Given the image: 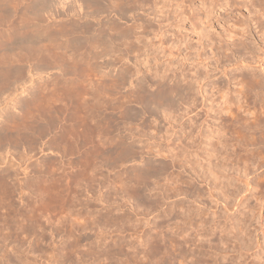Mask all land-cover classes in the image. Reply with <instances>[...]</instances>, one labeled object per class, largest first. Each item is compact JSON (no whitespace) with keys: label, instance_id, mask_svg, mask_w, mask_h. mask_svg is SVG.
Instances as JSON below:
<instances>
[{"label":"rangeland","instance_id":"obj_1","mask_svg":"<svg viewBox=\"0 0 264 264\" xmlns=\"http://www.w3.org/2000/svg\"><path fill=\"white\" fill-rule=\"evenodd\" d=\"M30 1L0 0V65L2 67L4 62L9 59L10 62L7 61V63L14 62L16 57L19 58L18 61L14 62L16 65L27 66L28 64L24 57H20L19 50H13L14 54H12L11 51L7 53L5 48L10 44H16L19 38L25 37L33 27L36 28L29 13L31 12L28 6ZM146 1L150 3L152 0ZM197 4L195 2V5ZM27 10L28 13L25 12ZM14 11L16 14H13ZM22 11L24 12L22 13ZM90 11H92V8ZM17 13L19 17L23 16L22 14H27L24 16L25 19L20 17L22 19L20 20ZM7 14L11 16L9 15L8 18ZM27 15L30 17H27ZM2 16H5L4 19H6V16L7 20L9 19L6 20V25L4 24L5 20H2ZM12 17H14V20H12ZM26 18L29 20L27 23L30 26L23 23L26 22ZM193 18L195 25L189 34L191 38L184 39L180 35L179 42L172 43L170 39L173 34H165L161 40L153 39L149 25L144 23L143 32L139 34L128 33L135 38L130 37L131 40L128 42L91 40V43L72 44L70 45L72 46L71 49L70 47L65 49L69 51H58V54L64 53L62 55L65 56L62 58L42 62L47 64L44 66L48 68H46L48 73H46L44 79H40L41 75H35L32 77V81L29 82L30 84L27 83L30 86L33 85L31 86L30 98L34 105L29 111L27 120L22 123L18 122L14 127L15 144L12 150L6 144L5 130L7 128L2 122V118L5 116L7 107L9 112L11 111V113L17 115L22 114V108L19 105H17L19 107L16 106L17 108H13L12 105L5 108V104L0 101V169L6 170L9 165H13L17 172L16 186L8 190L3 189L4 192L1 189L2 193L0 192L2 196H0V205L2 204L0 206V227L2 228H0L2 231H0V264H96L93 261L95 235H113L116 239L117 235H132V233L133 235L139 233L141 235H153V233L158 235L155 234L156 232L159 235L170 233L169 235L173 234L174 236L171 241L169 240L170 242L165 241L166 244H163L165 248L161 247L162 249L159 248L155 251L156 264H219L220 255L225 254L221 252L222 246L219 247V236L226 235L224 228L227 224L224 216L211 214L214 211V201L217 199L215 195H219L222 191L224 194L220 193L218 200L220 197L225 196L227 192L231 197L234 191L237 192L239 188L243 187V180L246 179L250 185V192L255 195L259 192V196L264 198V167L255 172L253 168L247 166L245 173L240 172L239 178L238 171L237 176L235 173L236 162L234 156L227 161L229 172L226 169V174L221 170L218 160H212V166H208V169L206 163L203 162V158L199 156L198 161H200L202 167L204 166L203 169H201V166L198 168L192 166L195 161L191 154L192 118L202 120L207 111L223 115V103L228 102V99H231L234 95L235 78L238 77L240 72L243 71L244 74L247 72L246 70H236L234 68L233 51H235V48L232 46L226 47L227 51L224 53L215 49L212 55L213 63L209 64L208 50L202 29L205 20L202 7L194 12ZM89 21L92 23L93 17L89 18ZM115 22L121 26L120 29H117L118 26H111L112 29L116 28V30H113V34L124 33L126 28L122 25V21ZM111 27L108 26L109 29L106 26L103 27L101 35L105 36L109 33L113 35L110 31ZM122 27L124 30L121 29ZM28 29L30 31L27 32ZM36 29H33V31ZM93 29H95L94 25ZM118 30H123V32ZM252 34H254V31ZM52 51L55 52L56 50ZM8 54L13 55L15 58ZM18 54L20 55L17 56ZM235 54L237 55V53ZM2 55H8L7 57L10 56V58L5 60ZM223 68L227 69L226 75L222 73ZM252 69L264 78V74H259L261 73L259 69ZM19 92L16 93V101H22L27 97L26 92H20L21 94ZM262 93L264 95V90ZM222 96H225V99ZM255 96L253 92L249 94V108L251 111L253 102L261 95ZM208 105L212 107L209 109L207 108ZM229 106H231L232 112H236V105L229 103ZM237 123L238 121L236 122L234 115L225 120L233 140H236L238 135L241 134V130H243ZM252 148L249 146L248 150ZM173 154L180 156L176 155L177 159L174 157L172 161ZM180 157L182 161H180ZM95 164L98 166L97 169ZM210 167H214L213 170ZM213 171H215L214 174H211ZM216 173L219 179L223 181L220 183V187L225 191L221 188V190L219 188L218 190L217 186L213 187L215 184L213 185L210 182V177L212 175L217 176ZM198 179H201V182ZM167 181H170L169 185L172 182V186L169 187ZM229 181L230 183H228ZM211 184L213 189L211 186L205 187ZM226 185L231 188V191ZM179 186H182V190H178L181 189ZM168 187L173 188L174 193L170 189L168 190ZM115 190L118 192L121 190L122 192L118 193ZM165 190H168L171 194ZM210 191L213 194H209V196ZM110 192L120 194L121 197L118 195V199L116 195ZM166 192L169 194L167 198L163 196V194L166 195ZM202 192L208 198L203 196ZM134 193L138 194L136 197L138 201ZM22 194L24 196H21ZM128 195L133 196L134 199ZM124 197H127V199ZM140 199L142 202L139 201ZM143 202L145 204H142ZM197 202H202L203 206ZM170 203H173V205L168 207ZM136 204L137 206H134ZM148 204L149 206H147ZM181 204L182 206L186 205L182 207ZM249 204L251 207L254 206L252 200L249 201ZM144 205L146 206L144 207ZM176 205L179 206V209ZM175 207L177 210H183L184 208L183 212H188L187 215L192 213V215L188 217L186 213H184L185 216L180 213L182 214L180 218V214L174 209ZM130 208H136L137 210ZM167 208L172 209H170V215L165 213ZM141 210L145 211L141 212ZM151 211L153 212L151 213ZM136 213L139 215H136ZM173 213H175V216ZM206 213H209L213 219L216 217L215 220L218 219V222L222 219V222L212 221L213 219L210 221L211 218ZM203 216H206L205 218L209 220L207 221ZM185 218L189 223L184 220ZM155 219L159 220L156 221ZM180 219H183V221ZM193 220L198 225H195L196 223H193ZM134 222L137 223L135 226ZM191 222L192 226H196H194L195 229L191 226ZM161 223L162 225H160ZM214 223H217L219 232L216 231L218 227ZM262 223L264 224V219ZM37 226L44 230L41 231ZM187 226H189V229H187ZM45 227L50 228L51 231ZM199 227L203 229H199ZM155 228L156 230H154ZM183 229L184 231H181ZM46 231L49 232L46 233ZM126 231H130V234ZM221 232L223 233L220 234ZM198 233L200 247L193 236L198 235ZM209 233L214 234V236ZM216 233L217 235H215ZM183 234L186 238L188 237V240L190 239L188 245L180 244L179 238ZM202 237L204 242H202ZM188 249L195 251L193 258L192 255L188 254ZM175 253H177V256ZM232 253L227 254L228 258L229 255L231 259L234 258L235 253ZM235 263L234 261L228 264ZM127 264L129 263L127 262ZM223 264H227L226 261Z\"/></svg>","mask_w":264,"mask_h":264},{"label":"bare ground","instance_id":"obj_2","mask_svg":"<svg viewBox=\"0 0 264 264\" xmlns=\"http://www.w3.org/2000/svg\"><path fill=\"white\" fill-rule=\"evenodd\" d=\"M195 2H197L198 3L197 5H199V6L195 5ZM25 3H28V2H25ZM147 3H148V1H146V0H31L29 2L28 6L30 7L31 12H29L28 10L25 12L30 13V16H32L31 18L34 21V25L37 29L33 27V29H36L35 31H33V29L31 28L32 30L30 33L28 32V31H30L28 29L27 30L28 34L25 33L27 35L25 37L22 36V38L18 37L19 41L16 44H12V45L10 44V45L6 46V48L4 47L7 51V53L10 51L12 53L13 50L14 51L19 50V53L21 55L18 54L17 56L20 55V57H24V59L27 60L28 64H27V66L21 65L20 63H22V62H20L21 61V59H20V61H19L20 65H16L14 62L18 61L19 58L17 59V57L16 58L13 57V55H10L11 54L10 53L8 55L15 58V60L12 59V60H14V62L11 61V63H7V61L10 62V59H9L10 56L8 58L7 57L8 55L7 56L5 55L6 57L4 55H2V56H4L5 60H7L6 58H8L9 60H7L6 62H4L2 64L3 67L0 65L1 66L0 67V101H2L1 103L5 104V108L9 105H12L13 108H15L17 105H19L20 108H22V114L17 115V114L11 113V111L9 112V110L7 109L8 107H7L6 111H5V116L2 118V122L4 123V125L7 128V129L5 128L6 129L5 130L6 136L5 137L7 139L6 144L8 145L9 149L12 150L14 147V144H15V142H14L15 141V132H14L15 125L18 122L22 123V122L27 120V118L29 117L28 116L29 111H30L31 107L34 105L33 101L30 98L31 91H32L31 86H33V85L30 86L29 82L32 81V77H34L35 75H41L40 79H44L46 73H48V71L46 72L47 67L45 68V66H44L47 64H43L42 62H44L46 60H50V59L52 61L53 59L55 60L56 58H59V57L62 58L63 56H65V55H62L64 53L58 54V51H63L68 47H70V49H71L72 46H70V45H72V44H79L81 42H86V43L90 42L91 43V40L92 41L100 40L101 42L102 41L103 42L120 41L123 43L128 42L131 40V38H133V36L131 37V34L129 35L128 33L131 32L132 34H139V33L143 32V30H144L143 24L144 23L149 25L150 33L153 34V39L161 40V38H163L165 36V34H173V37H171V39H170L172 41V43H174L176 41L179 42L180 41V35H182V37H184V39H189V38H191L189 34L192 32V29L194 28V25H195V22H194L195 20L193 18V14L196 10H199V8L202 7L203 12H204V17H205V20L202 24L203 25L202 29H203V37H204L206 47L208 50V61L210 62V63L209 62L208 63L209 64L213 63L212 55L214 54L215 49L221 50L222 53H224L227 51L226 47L228 48V47L232 46L233 48H235V51H233L234 52L233 53L234 54V68L236 70H239V69L246 70L247 72L244 74L242 71V72H240L238 77L235 78L236 82L234 84V91H233L234 95L231 99H228V102L223 103V105H224L223 115H218L216 113H210L208 111L207 112L205 111L206 112L204 114L205 117L202 120L194 119L191 117L192 118V121H191V125H192V128H191V134H192V136H191V145H192L191 146L192 147L191 148V154H192L193 160H195L193 163L194 165H192V166H195V168H198L202 165V164H200V161H198V157L201 156L203 158V162L206 163L205 165H207V167L212 166V162H213L212 160H218L219 162L218 161L217 162L220 163L219 166H220L221 170L223 172H225V174H226V169L228 168L227 167L228 166L227 161L231 160V158L234 156L235 162H236V172H235L236 176H237V171H238V177L240 178V172H242V174L245 173V171L247 170V166H250L251 168H253V170L255 172H258L260 169H262L264 167V95L262 93V91L264 90V78L262 75H258L256 73V71L253 70L252 68H256L257 70L259 69L261 71V73H259V72L258 73L264 74V0H152L150 3H148V4ZM91 8H92V11L89 12V10ZM23 12L24 11H22V13ZM9 13L11 14V12H9ZM18 13H17V16H18ZM27 13H25V14H27ZM10 14H7L8 18L11 16ZM13 14H16L15 11ZM25 14H22L23 16H20V17H24ZM90 15H91V17H93L92 23H93L95 29H93V25L89 21V18H91ZM7 16H6V19H4L5 16L4 17L2 16V18H3L2 20H5L4 21L5 25L7 24L5 22H7L9 20V19L7 20ZM30 16L27 15V17H30ZM14 17H16V16H14ZM14 17H12L13 18L12 20H14ZM20 17H19V19H20ZM23 19H25V17ZM20 20H22V19H20ZM90 20H92V19H90ZM11 21H10V23H11ZM25 21L26 22H23L24 24L29 22L28 19ZM115 21H122V25L126 28L124 33H122V34L120 33L118 35H114L115 33L113 34V30L114 29L116 30V28L112 29L113 25H114V27L118 26L117 29L118 28L120 29V26H121V25L119 26L118 23ZM24 24H23V26L27 25L28 23L25 25ZM31 26H33V25H31ZM105 26L107 28H108V26H109V28L112 26L110 31H112L111 34H113V35H110V33L108 35L106 34L105 36L101 35V31H102L101 29ZM121 29H123V27ZM123 30H121V31L123 32ZM118 31H120V30H118ZM118 31H115V32H118ZM253 31H254V34H252ZM133 39H135V38H133ZM1 46H5V45H1ZM7 47H9V48H7ZM48 47H50V48H48ZM76 48L77 47L75 46V49ZM52 50H54V51L56 50V51L53 52ZM65 51H69V50L67 49ZM4 52H5V50H4ZM15 53H18V52H15ZM72 53H73V51H72ZM235 53H237V55ZM12 54H14V52ZM242 55H243V57H242ZM24 59H23V62H24ZM4 64H6V65L4 66ZM249 69H252V70H249ZM222 73L224 75H226L227 69L223 68ZM27 83H29V84H27ZM19 91L21 93L26 92V94H27L26 95L27 97H25L22 101H18V100L16 101L15 100L16 96H17L16 93H18ZM20 92H19V94H21ZM251 92H253V94L256 95L255 97H258L259 94L261 95V96H259L258 99L255 98V99H257L256 101L253 100L256 103L254 104V102H253L252 111L249 108V101H250L249 100V94ZM222 97H224V99H225V96H222ZM229 103H233L234 105H236L235 106L237 109L236 112H232V109H231V106H229ZM19 106H17V107H19ZM210 107H212V106L211 105L207 106V108H209V109H210ZM233 115L235 116L236 122L238 121L237 124H239L241 129H243V130H241V134L238 135V138L236 140L232 139V136L230 135L228 128L225 124L226 118L228 119V117H232ZM249 146H251L253 148L251 150H248ZM173 155L174 156L171 157L172 161L174 160V157L178 154H173ZM178 156H180V155H178ZM175 159H177V158L175 157ZM104 160L106 161V159H104ZM178 160H177V162H179ZM102 161H103V159H102ZM102 161H101V163H102ZM180 161H182L181 157H180ZM191 164H192V162H191ZM215 164H216V162H215ZM95 165H96L95 168L98 167L97 164H95ZM101 167H104V166H101ZM203 167L201 166V169H203ZM213 168L214 167H212L211 169L213 170ZM2 169H0L1 170L0 171V192H1V189H2V192H4L3 189L8 190V189L14 188V186H16L15 181H17L16 180L17 172L15 171L13 165H9L7 167V169L4 168L6 170H2ZM201 169H200V171H201ZM208 169H209V167H208ZM110 170H111V168H110ZM217 170H220V169H217ZM214 172L215 171H213V173H211V174H214ZM217 172H219V171H217ZM227 172H229L228 169H227ZM220 174H221V172H220ZM207 176H211V175L209 174ZM217 176H218V174H217ZM217 176L212 175V177H210V180H211L210 182H212L213 185L215 184L213 187L217 186L216 188L220 189L221 188L220 183L223 181H221V179H219V176L218 177ZM221 176H223V175H221ZM238 177H237V180H238ZM172 179H174V178L172 177ZM203 179H202V181H203ZM207 179H209V177H207ZM169 180H171V179H169ZM198 180L200 181L201 179H198ZM207 181H209V180H207ZM169 182L167 184L170 187L172 182L170 183V185H169ZM173 182H174V180H173ZM195 182H197V180H195ZM205 183H206V181H205ZM205 183H203V184H205ZM228 183H230V181ZM175 186H177V185H175ZM209 186L212 187V184L205 186V187H209ZM226 186H228V185H226ZM226 186H225V188H226ZM249 186L250 185H249L248 181H246V179H244L243 180V187H241V189L239 188L237 192L234 191V193L232 194L231 197L229 196V194L227 192V194L225 196L220 197L218 200V196L220 195V193L221 194L223 193L222 191L219 193V195L218 194L215 195V196H217L216 200L220 201V199H221V201L220 202H217L216 200L214 201L215 202V204H213V206L215 205L214 209H213L214 211H212L211 214L212 215L218 214V216L219 215L224 216L226 219V224H227L226 227L224 228V233L226 235H220L219 236V242H218V243H220L219 247L221 248V246H222L221 252L225 253L224 255H222V254L220 255L221 258H220L219 264H223L225 261L227 264L229 262L231 263L234 261L236 262L235 264H264V224L262 223V221L264 219L263 218L264 217V211H263V209H264V205H263L264 198L262 196H259V192H257L256 195L251 193L250 192L251 189ZM169 187H168V190L170 189ZM195 187H196V185H195ZM213 187H212V189H213ZM234 187H235V185H234ZM228 188H229V186H228ZM119 189H121V188H119ZM172 189H170V190L172 191ZM202 189H204V188H202ZM208 189H210V188H208ZM221 189L223 190V188H221ZM229 189L231 191V188H229ZM236 189H237V187L235 188V190ZM168 190H165V191H168ZM178 190H182V188L178 189ZM195 190H198V189H195ZM206 190H207V188H206ZM20 191H21V189H20ZM120 191L121 190H119V192L118 191H116V192L120 193ZM126 191H127V189H126ZM128 191H129V189H128ZM223 191H225V189ZM5 192H7V191H5ZM24 192H26V191H24ZM204 192H206V191L204 190ZM8 193H10V192H8ZM20 193H23V192H20ZM110 193H113V192H110ZM169 193L171 194V192H169ZM173 193H172V195H174ZM187 193H189V192H187ZM23 194L21 196H24ZM113 194L116 195L117 197H118V195L120 196V194H117V193L116 194L113 193ZM134 194H136V196H135V198H136L138 194L137 193H134ZM176 194H177V192H176ZM209 194H211V191L208 193V195ZM212 194H213V192H212ZM123 195H124V193H123ZM167 195L169 197V194H167V192H166V195L163 194V196L164 197L166 196V198H167ZM111 196H112V194H111ZM111 196H110V198H111ZM128 196H131V195H128ZM182 196H185V195H182ZM186 196H188V195H186ZM195 196H197V195H195ZM203 196H205V194ZM39 197H40V194H39ZM188 197H190V196H188ZM205 197H207V195ZM124 198L127 199V197H124ZM130 198H133V196H131ZM139 198H141V197H139ZM118 199H119V197H118ZM201 199H203V198L201 197ZM0 200H1V198H0ZM172 200H173V197H172ZM183 200H184V198H183ZM197 200H199V199H197ZM250 200H252L254 202L253 207H251L249 204ZM116 201L117 200H115V202ZM134 201H136V200H134ZM137 201H138V199H137ZM139 201H141V199ZM26 202H27V200H26ZM115 202H114V204H115ZM116 203H118V202H116ZM200 203L202 204V202H200ZM200 203H198V204L200 205ZM207 203L209 204V202H207ZM212 203H210V204H212ZM137 204H139V203L137 202ZM137 204L134 206H137ZM142 204H145V203L143 202ZM158 205H159V203H158ZM168 205H169L168 207H170V205H173V203L172 204L170 203ZM185 205L186 204H184V206ZM205 205H206V203H205ZM145 206L146 205H144V207ZM147 206H149V204ZM155 206H156V203H155ZM181 206H182V204H181ZM184 206H182V207H184ZM201 206H203V204ZM176 207H178V209H179L178 205H176ZM176 207L174 209L176 211H178L179 214L180 213H182V214L186 213V215H187L188 212H183L184 208H183V210H181V209L177 210ZM198 207H200V206H198ZM160 208H158V209H160ZM130 209H132V208H130ZM135 209H132V210H135ZM146 209L148 210V208H146ZM170 209L167 208L165 213L166 214L168 213V215H170ZM196 210H197V208H196ZM210 210H208V211L211 212ZM142 211L143 210H141V212ZM205 211H206V209H205ZM152 212L153 211H151V213ZM138 213H139V211H138ZM138 213H136V215ZM173 214L175 216V213H173ZM182 214H180V218H181ZM200 214H202V213H200ZM206 214H209V213H206ZM145 215L147 216V213ZM152 215H154V214H152ZM160 215H162V214H160ZM189 215H187V216L189 217ZM191 215H192V213H191ZM129 216H131V215H129ZM141 216H140V219H141ZM184 216H185V214H184ZM195 216H196V218L198 217L196 214H195ZM209 217H210V214H209ZM190 218H192V217H190ZM196 218H194V219H196ZM215 218L214 219L211 218L210 221L212 219H213L212 221H214ZM95 219H96V217H95ZM149 219H150V217H149ZM170 219H172V218L170 217ZM205 219L207 220V218H205ZM133 220H134V218H133ZM157 220H159V219H157ZM161 220L164 221L162 218H161ZM165 220H168V219H165ZM176 220H177V218H176ZM184 220H186V218ZM51 221H52V219H51ZM121 221L123 222V219ZM174 221H175V219H174ZM181 221H183V219ZM186 221L188 222V220H186ZM201 221H202V219H201ZM215 221L218 222V219H216ZM93 222H96V221H93ZM158 222H160V221H158ZM175 222H177V221H175ZM220 222H222V219H221V221L219 220L218 223H220ZM140 223H141V221H140ZM162 223L160 225H162ZM193 223H196V222L194 221ZM202 223H203V221H202ZM211 223H209V224H211ZM136 224L134 222V226ZM150 224H151V222H150ZM167 224H169V223H167ZM167 224H165V226H167ZM183 224H181V225H183ZM190 224L192 226V222ZM214 224H216L215 226L218 227L217 223H214ZM116 225H118V224H116ZM131 225H133V224H131ZM146 225H145V227H147ZM158 225H159V223H158ZM195 225H198V223H196ZM202 225H204V224H202ZM51 226H52L51 228L53 231V224ZM96 226H97V224H96ZM194 226H192V227H194ZM200 226H201V222H200ZM93 227H94V225H93ZM99 227H100V225H99ZM179 227H180V225H179ZM187 227H188L187 229H189V226H187ZM195 227H194V229H195ZM205 227H206V223H205ZM209 227H211V226H209ZM97 228H98V226H97ZM101 228H102V226H101ZM130 228H131V226H130ZM152 228H153V226L151 227V229ZM158 228H160V227H158ZM162 228H163V226H162ZM177 228H178V226H177ZM46 229H48V228H46ZM131 229H130V231H131ZM166 229H167V227H166ZM181 229H182V227H181ZM199 229H203V228L199 227ZM199 229H198V231L202 232ZM217 229L218 230H216V231L219 232V227ZM24 230H25V228H24ZM40 230L42 231L44 229H40ZM128 230H129V227H128ZM138 230H139V228H138ZM154 230H156V228ZM36 231H38V230H36ZM49 231H51V229ZM49 231H46V233ZM120 231H121V228H120ZM130 231L129 232L126 231V232H128L130 234ZM132 231H133V229H132ZM160 231H162V230H160ZM181 231H184V229ZM195 231H197V230H195ZM203 232H204V230H203ZM181 233H183V232H181ZM195 233H193V234H195ZM217 233L215 235H217ZM222 233L223 232H221L220 234H222ZM136 234H138V233H136ZM139 234L133 235V233H132V235H124V234L123 235H117L116 239L114 238L113 235H98V234L95 235V244H94L95 247H93L94 248V252H93V259L94 260L93 261H95L96 264H127V262L129 264H137V263L138 264L139 263L140 264H156V262H155L156 261V259H155L156 252L155 251L161 247H164L163 244H166L165 241H167V240L171 241V238L174 237L173 234L169 235L170 233L168 234V231H167L168 235H166V234L165 235H159V233H157V232L155 234H158V235H154V233H153V235H147V234L146 235H144V234L139 235ZM205 234H206V232H205ZM186 235H188V234H186ZM189 235H190V233H189ZM210 235L214 236V234H212V233ZM218 235H219V233H218ZM193 236L196 238L195 241L198 244L199 239H200L199 233H198V235H196V236L193 235ZM173 240H175V239L173 238ZM179 240H180V244L184 243V244L188 245L190 239L188 240V237L186 238L183 234L179 238ZM203 240H204V238L202 239V242H204ZM205 241H206V239H205ZM92 243H94V242H92ZM206 243H209V242H206ZM191 245H194V244H191ZM195 246H197V245L195 244ZM175 247L177 248L176 245H175ZM189 247H190V245H189ZM199 247H200V245H199ZM201 248H202V245H201ZM205 251H207V250H205ZM187 252H188V254L192 255V258H193L195 251L193 249H188ZM201 252H202V249H201ZM210 252H211V250H210ZM230 252L235 253L234 258H232V259H231L230 255H229V258L227 255ZM175 254L177 256V253H175ZM206 254H208V253H206ZM206 254H205V256H206ZM212 257H213V255H212ZM157 258L159 259V257H157ZM208 258H209V256H208ZM187 259H189V258H187ZM184 260H186V259H184ZM217 261H219V260H217ZM189 262H191V261H189Z\"/></svg>","mask_w":264,"mask_h":264}]
</instances>
